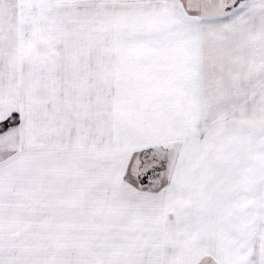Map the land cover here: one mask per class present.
I'll list each match as a JSON object with an SVG mask.
<instances>
[{
    "label": "snow or ice",
    "instance_id": "1",
    "mask_svg": "<svg viewBox=\"0 0 264 264\" xmlns=\"http://www.w3.org/2000/svg\"><path fill=\"white\" fill-rule=\"evenodd\" d=\"M0 264H264V0H0Z\"/></svg>",
    "mask_w": 264,
    "mask_h": 264
}]
</instances>
